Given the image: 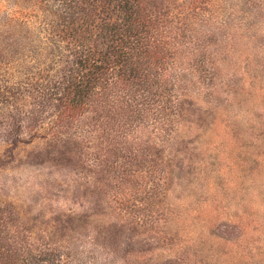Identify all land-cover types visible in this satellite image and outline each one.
Masks as SVG:
<instances>
[{
  "label": "rangeland",
  "instance_id": "rangeland-1",
  "mask_svg": "<svg viewBox=\"0 0 264 264\" xmlns=\"http://www.w3.org/2000/svg\"><path fill=\"white\" fill-rule=\"evenodd\" d=\"M46 3L0 0V264H264V0L146 1L161 115L159 76L62 102Z\"/></svg>",
  "mask_w": 264,
  "mask_h": 264
},
{
  "label": "trees",
  "instance_id": "trees-1",
  "mask_svg": "<svg viewBox=\"0 0 264 264\" xmlns=\"http://www.w3.org/2000/svg\"><path fill=\"white\" fill-rule=\"evenodd\" d=\"M146 1L48 0L45 6L55 7L57 13L47 10L48 15H44L50 17L51 13L57 19L47 18L50 21L43 25L50 42L59 49L62 66L67 67L58 74V85L64 92L62 102L78 108L121 83L146 84L151 76L166 79L167 56L161 55L175 51L179 39L171 27L170 42H165L166 31L151 18ZM60 44H64L71 61L62 56ZM167 82L162 81L166 89L161 93H153V105L160 115L174 103L166 93ZM11 254V250L0 249V260Z\"/></svg>",
  "mask_w": 264,
  "mask_h": 264
}]
</instances>
